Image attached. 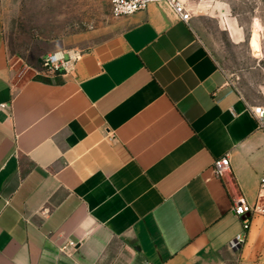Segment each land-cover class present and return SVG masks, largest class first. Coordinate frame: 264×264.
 Instances as JSON below:
<instances>
[{
  "label": "crops",
  "instance_id": "1",
  "mask_svg": "<svg viewBox=\"0 0 264 264\" xmlns=\"http://www.w3.org/2000/svg\"><path fill=\"white\" fill-rule=\"evenodd\" d=\"M13 3L0 0V264H230L243 219L213 166L228 155L253 205L264 128L203 38L219 19L151 3L53 74L40 56L59 46L15 50Z\"/></svg>",
  "mask_w": 264,
  "mask_h": 264
},
{
  "label": "rangeland",
  "instance_id": "2",
  "mask_svg": "<svg viewBox=\"0 0 264 264\" xmlns=\"http://www.w3.org/2000/svg\"><path fill=\"white\" fill-rule=\"evenodd\" d=\"M111 6L112 0H14L9 14L15 50L33 57L57 45L81 54L112 32ZM194 12L206 11L194 7ZM209 13L219 22L212 20L203 38L245 96L264 106V0H218ZM254 27L261 28L260 56H254L250 46ZM228 260L230 264H264L263 214L251 217L245 242L239 249L230 248Z\"/></svg>",
  "mask_w": 264,
  "mask_h": 264
},
{
  "label": "built area",
  "instance_id": "3",
  "mask_svg": "<svg viewBox=\"0 0 264 264\" xmlns=\"http://www.w3.org/2000/svg\"><path fill=\"white\" fill-rule=\"evenodd\" d=\"M163 2L168 4L185 23H189L194 15V7L208 11L213 10L218 0H112L111 13L114 17L132 15L144 10L149 4ZM202 12V11H201ZM79 53L58 50L48 53L42 58V67L49 73H71L80 58ZM258 120L261 128H264V107L257 106L251 109ZM215 175L225 181L230 189L232 199V211L243 219V232L230 243L233 250L242 247L246 234L250 228V220L254 214L264 215V176L260 180L259 191L256 202L251 205L246 198L237 190L232 178V165L228 155L220 157L214 162Z\"/></svg>",
  "mask_w": 264,
  "mask_h": 264
},
{
  "label": "bare ground",
  "instance_id": "4",
  "mask_svg": "<svg viewBox=\"0 0 264 264\" xmlns=\"http://www.w3.org/2000/svg\"><path fill=\"white\" fill-rule=\"evenodd\" d=\"M254 43H253V48L255 49V52H257V48H258V39L257 40H255V41H253Z\"/></svg>",
  "mask_w": 264,
  "mask_h": 264
}]
</instances>
